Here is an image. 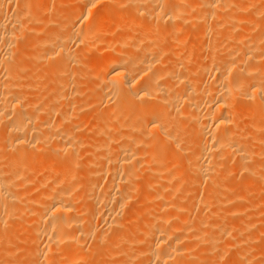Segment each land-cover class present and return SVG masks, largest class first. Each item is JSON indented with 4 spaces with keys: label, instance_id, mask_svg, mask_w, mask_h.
Segmentation results:
<instances>
[{
    "label": "bare ground",
    "instance_id": "6f19581e",
    "mask_svg": "<svg viewBox=\"0 0 264 264\" xmlns=\"http://www.w3.org/2000/svg\"><path fill=\"white\" fill-rule=\"evenodd\" d=\"M45 1L0 0V154L4 152V158L12 152L10 158L0 160L2 165L4 161L9 162H6L7 166H0V249L3 253L0 254L5 259L1 256L0 264H197V261V263L195 260L190 261V258L192 255H195L196 259L199 258L196 245L200 241H206V238L209 242L211 240V245H215L213 243L217 240L220 242L219 239L225 241L223 250L220 248L222 252L219 257H221L229 251L228 245L235 251L244 247L247 239L240 238L246 231L252 234L258 231L263 232L264 215L262 216L256 208L254 211L256 213H252L254 214L252 217L249 216V221L247 218V221L238 223L232 222V217H228L234 214L232 210L220 214L223 212L225 203L228 205L229 201L231 204V201L237 200V197L233 198V195L225 192L226 188L223 190L226 200L223 197L221 199L217 197L220 201L214 200L223 189L217 179L223 174L224 164L229 163L235 166L236 160L232 158L238 159L237 167L252 174L247 175L246 172L248 176L246 181L249 182L255 176H262L259 178L264 179V154L260 155L263 156L261 159L256 155V147H258L256 144L264 143V138L259 137L263 135L260 132L264 131V29L260 33L257 30L262 20L257 17L258 11L254 9L258 5H255L256 0H246V3L245 0H128L135 5L132 4L129 11L126 8L122 12H126L125 10L130 12L133 9L141 18H136L131 12L129 15L127 12L123 13L127 17L123 21L118 18L122 22V31L118 30L119 33L121 32L120 36L114 32V25L112 29L111 23L108 26L105 25L106 22L102 23V20L109 17L112 22L115 21L116 14L110 7L122 5L123 2L125 7L127 0L123 2L120 0H76L70 7V17L66 22L63 21L65 26H61L62 20L60 22L63 31L50 35L52 30L48 31L50 34L46 35L47 37L42 35L44 38L38 40L37 45L40 49L35 57L45 59L46 66L48 60L49 66L45 74L51 77L63 75L70 64L69 59L71 62L73 60L72 63L78 64L76 61L79 59L76 58L75 51L78 52L80 48L85 51L86 57L87 52L90 54L92 51L91 53L94 54L93 50L97 53L101 51L102 54L100 52L98 54L102 55L103 62L100 64L96 62L98 65L95 63V70H99L96 74L98 80L95 82L97 93L94 95L92 90L90 92L86 89L95 96L91 99L93 104L91 109L89 108L91 106H86L88 105L86 101L91 102V100L81 97L83 96L81 93L86 92L85 87L74 91L78 85L76 87L73 85L89 79V77L86 78L88 74H85L88 72L86 69L90 70V67L86 68L87 65H85L88 58H84L85 69L79 63L82 66H79L81 69L78 70L77 66L74 70L76 64H72L73 71L78 70L76 71L78 76L74 72L77 76H74L76 82L72 81L73 78L71 80L67 78L70 81L66 80L65 85V87L68 85L67 81L69 84L73 83L74 88L71 89L70 84L68 88H71L66 92L69 96L72 90L75 93L80 92V96H76L77 100L83 99L81 101L86 102L81 105L76 104L75 100V103L69 100L67 93H63L64 84L60 82V79L61 84L53 86L55 93L51 94L53 97L49 96L52 97L50 101L45 100L46 98L44 99L41 97L42 94L38 93L42 83L39 77L34 81L35 86H38L37 81H40L39 87H35L37 91L34 90V92L32 86L20 83L25 78L29 80L34 78L37 71L33 67L27 69V66L26 68L21 66V62L27 60L23 50L24 45L26 50L28 48L27 44H23L27 35H25L26 39L23 37V49L17 43L19 38L22 39L21 36H24L25 27L30 28L29 23L35 24L41 20L42 15L39 16L37 11L43 7ZM60 1V10L62 13L67 12L66 9L63 10L66 2ZM262 5H258V8L263 12ZM99 6H102V11L94 10ZM50 8L53 7L50 6ZM49 9L46 12L49 13ZM41 21L44 22L43 19ZM237 21L246 22L245 25H247L239 30L232 31L231 26L224 29L227 24L238 28ZM183 23L200 24L195 41H189V38L192 39L191 31H183L184 29H181L184 26ZM190 24L185 27L191 28ZM49 26L55 28L57 25ZM262 28L261 26L259 30ZM32 29L35 31L37 28L33 26ZM27 32L29 31L26 28V34ZM231 34L238 35L239 41L235 40L232 43L234 36L231 39L232 42L229 38L226 39V36ZM127 35L134 37L135 42L131 45L134 51L116 54L120 46L124 45L121 38ZM167 35L173 39L170 45L160 41L162 40L160 37L164 38ZM210 36L214 41L225 37L224 41L232 44L228 42L229 47L227 49L224 47L223 52H219L215 46L211 52L212 58L209 57L210 65L202 66L201 64L200 66L198 62L193 61L192 54L195 57L194 49L200 46L202 40ZM26 41L29 43L30 38L29 42L28 39ZM206 41L204 44L211 42ZM31 44L29 43L28 46ZM125 45L128 46V44ZM169 55L174 58L170 56L172 58V60L170 58L171 61L169 60L170 63L168 62L170 65L164 67L166 65L164 58ZM205 57H203L204 60ZM99 61L101 62L100 58ZM191 62L195 65V69L189 64ZM82 68L86 71L85 73ZM88 73L90 77L95 76ZM25 81L23 83H27ZM82 84L83 82L79 86ZM90 85L93 89L94 84L91 82ZM34 94L35 96L31 97ZM71 96L73 97V94ZM85 106L90 110L84 117L103 120L97 131L101 135L90 134L91 137L96 135L93 140L86 139L87 135L82 137L77 129L80 127L82 128L79 130L83 129L85 119L81 120L78 116L83 108L87 110ZM157 106L161 109L156 110ZM169 110L173 112V115L169 113ZM174 114L180 117L174 118ZM244 115H249V118L252 117L254 120H251L252 125L249 124L250 129L245 127L242 130L239 127ZM247 116L244 118L246 119ZM105 118L106 121H104ZM182 119L183 126H185V119L195 120L196 137L194 138L192 129V134L189 129L187 132L188 135L191 134L189 137L196 139V141L192 140V144L189 142L191 140L188 141L194 150L188 159L185 158L186 155L183 157L187 162L181 159L180 153L178 154L180 146L187 145L184 144L182 135L185 130L179 126ZM52 127L53 132L49 131ZM51 141L55 144L52 150L49 147V151L47 146L51 144ZM87 146L90 148L87 149L89 156L86 166L79 168L75 156L78 161L82 160L77 157V153ZM189 148L186 147L191 152L193 148ZM262 148H259L260 151ZM182 149L179 150L187 153ZM33 151L34 153L30 155ZM40 151L44 153H39ZM46 151H48L47 154ZM263 151L264 149L262 153ZM5 152H9V155ZM49 152L51 155L53 152V155L51 160H48L49 163L51 162L50 167L44 169L46 173L41 172L43 174L40 180L42 189L33 195L28 188L30 183L40 175L34 174L35 168L39 165L43 167L41 164L44 165L46 159L50 157ZM255 155L259 159H255ZM177 159L192 166L194 178L188 173V175L185 174L186 171L182 172L184 169L180 168L182 162L180 163ZM31 164H34L35 168L34 165L31 167ZM97 164L96 176H98L89 180L87 177L90 168ZM29 167L34 168L35 171ZM28 168L31 172H28ZM244 173L242 174L245 175ZM177 180H179L178 183H176ZM188 184L195 185L193 191L192 189L185 191ZM81 186H86V197L91 199L89 203L88 200L87 203L82 200L83 195L80 199ZM197 186V189H203L205 193L202 199V190H199L202 192L201 196L196 195L200 197L199 199L194 195ZM199 191L197 190L198 194ZM182 192L186 193L187 200L181 197L178 199L179 203L174 202L173 197L177 200L178 196H182ZM246 192L249 193L248 190ZM190 193L192 196H188ZM240 194L243 198L242 192ZM248 195L251 196L250 193ZM138 199L139 201L135 204L134 201ZM200 203L203 204L201 212L190 217L191 214H188L192 213V208L199 209L197 204ZM180 212L185 213L186 216L183 213L179 215ZM23 215L33 226L29 228L26 226L28 223L25 222L27 223H23L25 226L19 227H25L27 232L23 236L28 238L25 237L27 241L34 240L35 243L24 247V250L29 252L30 259L27 261L21 259V262L19 257L21 255H17L16 249L14 254L12 249L15 246L11 249L8 239L15 237L16 241L21 240L22 235L19 231H22V228H19V231L17 229L19 225L17 218H20L17 216L23 217ZM178 216L184 217L179 219ZM204 221L207 227L204 229H198V227L197 230L200 231L196 233L194 239L191 238L189 231L192 229L194 231L197 224ZM14 223H17V228ZM201 225L199 224L200 227ZM10 226L15 229H9ZM214 229L219 230L217 233L219 235L212 234L214 237L208 238L209 233ZM195 232L191 233L195 234ZM230 241L233 243H229ZM209 242L208 245H210ZM22 243L24 244L23 241ZM8 244H10L9 247H7ZM19 246L17 244L16 247ZM215 248L218 252L219 247ZM247 250L249 251V248ZM254 250L252 253L256 254L258 250ZM252 253H240L239 258L236 256L232 258L236 257L235 264H255L258 259L264 264V257L260 259ZM15 255L18 258L10 259V261L13 260L12 262L7 261L6 257L11 258ZM100 255H103L102 258ZM117 255H121L119 260H113L112 258ZM211 257L208 259H212ZM255 258L256 261H254Z\"/></svg>",
    "mask_w": 264,
    "mask_h": 264
},
{
    "label": "rangeland",
    "instance_id": "374dc122",
    "mask_svg": "<svg viewBox=\"0 0 264 264\" xmlns=\"http://www.w3.org/2000/svg\"><path fill=\"white\" fill-rule=\"evenodd\" d=\"M63 1H65L66 3H65V8L63 9V10H65L66 9V11L68 12V14H67V12H65V11H63V13H62V11L60 10L61 9V6H60V3H61V1L60 0H50V2H49V0L47 1H45L44 2V4H43V7L41 8V9H39L41 12H39V10L37 11L39 14V16H41V20L43 19L44 20V22L43 21H38V22H35V24L34 23H29L30 24V28L29 27H25V30H24V36H21L22 37V39L21 38H19V43H17V45L20 47V48H22L23 49V44H27V50H26V45H24L25 46V48L23 49L24 50V53H26V55L24 54V57L25 58H27V60H23L22 62H21V66H23L24 68H26V66H27V69L28 68H30V67H33L37 72V74H35V77L34 78H32V79H30L29 80V78L28 79H24V81L25 82H27V83H23L24 81L23 80H21L20 81V83H21V85H26V84H28L29 86H32V90H33V92H34V90H36L37 91V89L35 88V87H39V83H40V81H42V83H41V86L38 88V93H41L40 95H41V97H44V99L45 100H49L50 101V99L52 100V95H54V90H53V88L55 87L54 85H59V84H61L60 82H62V84H64V89H65V91H64V89H63V93L64 92H68V90H70L69 88H71V89H73L74 87H76L77 85V87L74 89V91L75 90H77V89H79L80 87H82V88H84L85 87V91H86V89L87 90H89L90 92H91V90L93 91V94L94 95H96V93H97V91H96V89H95V85H96V83L95 82H97L96 80H98V75H96V74H98L99 73V70L98 69H96L95 70V68H96V62H99V64L100 63H102L103 62V59H102V52L101 51H98V53L100 52L101 54H98L97 52H96V50H93V51H95L94 52V54L93 53H91L92 51H90V54L87 52L86 53V55H87V57L86 56H84V52L85 51H83V49L82 48H80L79 49V51L77 52V51H75V56H76V58H78L79 60L78 61H76V62H78V64L77 63H75L76 64V66L74 65V67H73V65L72 64H74V63H72L73 62V60H72V62L70 61V59H69V65H70V68H69V65L67 66L68 68H66V72H64V74L63 75H61V76H58V75H55V76H51V77H48L47 76V74H45V72H46V69L48 68V66H49V63H48V60L46 61V63L48 64L47 66L44 64L45 63V59H36V53L38 52V50L40 49V47L37 45V43H38V40L39 39H41V38H44V37H47L49 34H50V32L52 31V33L50 34V35H52V34H54V33H56V32H62L63 31V29L60 27V22H61V20H62V22L63 21H67L68 19L67 18H69L70 17V15H71V5L76 1V0H63ZM120 1H124V0H120ZM128 1V0H127ZM203 1V0H202ZM236 1H240V0H236ZM255 1V0H254ZM260 1V2H259ZM261 1L262 0H256V2H255V5H262L263 4V1H262V3H261ZM49 2V3H48ZM121 2V3H122ZM126 2V1H125ZM130 1H128V2H126L125 4V7L123 6L124 4V2L122 3V5H119V6H114V7H110V9H112L113 11H114V13L116 14V18H115V21H113L112 22V20L109 18V17H107V18H105V20L103 19L102 20V23H105V25H108V26H110V23H111V27L110 28H112L113 29V27H112V25H114V32L117 34V36H120L121 35V32L119 33L118 32V30L120 29V31H122L121 30V20L123 21L124 19H125V17H127V15H129L130 14V12H131V14H133L136 18H141V17H139V15L138 14H135V12H134V10L133 9H131V11L130 12H127V10L129 11L130 10V8L133 6L132 4H134L135 5V3H132L131 4V2L129 3ZM247 1L245 0V3H246ZM51 3V4H50ZM53 3V4H52ZM50 4V5H49ZM45 5V6H44ZM60 6V8H59V6ZM255 5H253V7L255 6ZM258 5L256 6V8L254 7V9L256 10V11H258L257 13H258V15H257V17H259L262 21H261V23H260V25L263 27L262 29H260L259 30V28L261 27L260 25V27L257 29L258 30V32L260 33L263 29H264V23H263V20H264V7H263V12H262V10L260 9V8H258ZM49 6V7H48ZM50 6L51 7H53L52 9L50 8ZM122 8H121V7ZM127 6V7H126ZM262 6H264V5H262ZM262 6H261V8H262ZM52 10V12L50 11V9ZM113 8H118V9H116V10H114ZM127 8V10H125L126 12H127V15L125 14V15H123V13H126V12H122V11H124V9H126ZM47 9H49V13L48 12H46V11H48ZM120 9V11L122 12H120V11H118ZM54 10V11H53ZM94 10H100V11H102L103 9H102V6L100 7H97L96 9L94 8ZM261 10V11H260ZM119 13H118V12ZM117 12V13H116ZM261 12V13H260ZM41 13H43V14H41ZM66 13V14H65ZM47 14V15H46ZM51 14V15H50ZM61 14V15H60ZM62 14H64V15H62ZM44 15L46 16V17H44ZM48 15H50L49 17H48ZM120 15H122V16H120ZM260 15V16H259ZM58 16H59V18H58ZM261 16H262V18H261ZM52 17V18H51ZM53 17L55 18V19H53ZM58 19H57V18ZM61 17H64L63 19H61ZM121 19L120 21H119V19ZM46 19H48V20H46ZM256 19H258V18H256ZM60 20V21H59ZM109 20V21H108ZM54 21H55V23L56 22H58L59 23V26H58V23L57 24H55L54 23ZM39 22H41V24L39 23ZM52 22V23H51ZM39 23V24H38ZM47 23V24H46ZM109 23V24H108ZM150 23V22H149ZM237 24H238V28H236L235 26H233V25H230V24H227V25H225L224 27V29H226V27H228V26H231L230 27V29H232V31H233V29L234 30H239V29H241V28H244L246 25H245V23L246 22H236ZM32 24V25H31ZM34 24V25H33ZM63 24H65L64 22L61 24V26H63ZM120 24V25H119ZM188 23H183V25L184 26H182V24H180L181 26V29L183 30V31H191L190 33V35H192V36H190V37H192V39H190L189 38V41L190 42H193V41H195V36H196V31L198 30V28H199V25L200 24H190V26L192 25V27L191 28H189L188 27V29H187V27H185V26H189V24L187 25ZM244 24V25H243ZM28 25V24H27ZM26 25V26H27ZM39 27H38V26ZM49 25H57V26H55V28H54V26H52L51 28H50V26ZM236 25V24H235ZM240 25V26H239ZM36 27L37 29H39V30H37V29H35V31H32L33 29H32V27ZM43 26V27H42ZM49 26V27H48ZM65 26V25H64ZM63 26V27H64ZM108 26H106V27H108ZM119 26H120V28H119ZM46 27H48V28H46ZM149 27H152V26H149ZM170 27V26H169ZM240 27V28H239ZM26 28H27V31H29L30 32V35L32 36H28V33L29 32H27V34H26ZM41 28V29H40ZM54 28V29H53ZM105 28V27H104ZM168 28V27H167ZM185 28H186V30H185ZM193 28L195 29V30H193ZM197 28V29H196ZM46 31V32H44V30ZM49 29V30H48ZM56 29V30H55ZM191 29V30H190ZM222 29H223V27H222ZM37 30V31H36ZM58 30V31H57ZM257 30H255V31H257ZM39 31H41V33L39 32ZM43 31V32H42ZM48 31H50V32H48ZM39 32V33H38ZM47 32H48V34H47ZM32 33H34L33 35H32ZM37 34H40V35H37ZM108 34V33H107ZM25 35H27L26 37H27V39H28V42H29V38H30V42L29 43H32L30 46H28V44L29 43H27V39H26V37H25ZM44 37H43V36ZM47 35V36H46ZM236 34H231V35H229V36H226V39L227 38H229V41L230 42H232V37H233V42L232 43H234V41L235 40H237V42L239 41V38H237V36L238 35H236ZM38 36V37H37ZM40 36V37H39ZM105 36H107V35H105ZM109 36V35H108ZM26 39L25 40V42H23L24 41V38ZM239 37V36H238ZM129 38V39H128ZM162 38V40H160ZM164 38H166L165 40H164ZM160 37V39H156V40H160V41H162L163 43L164 42H166L165 43V45L167 44V45H170L172 42H173V39H172V37L171 36H169V35H167L166 37ZM209 38V37H208ZM208 38H206V39H204V40H202V42H201V44H200V46L199 47H196V49H194V51H193V53H194V55H195V57L193 56V54H192V57H193V61L195 60L196 62H198L197 64H200V66H201V64H202V66H209L210 65V62H211V58H212V54H211V52H212V49L216 46V48L218 49V51L219 52H223L224 51V47H225V49H227L228 47H229V41H226L227 43H228V46H227V43L224 41L225 40V37H223V38H221L220 40H217V41H214V39H213V37H211L210 36V38L208 39ZM235 38V39H234ZM21 39V40H20ZM126 39L128 40V41H126ZM208 41V42H210V43H206V44H204L205 43V41ZM210 40V41H209ZM121 41H122V44H124L122 47L120 46V50H118V52H115L116 54H119V52H121V54H123V52L124 53H130V52H132V51H134L133 50V48H131V45L135 42V40H134V37L132 36V35H127V37H123V38H121ZM206 41V42H207ZM213 41V42H212ZM224 41V42H223ZM22 42H23V44H22ZM232 43H230V45L232 44ZM125 44H128V46L127 45H125ZM210 44V45H209ZM226 44V45H225ZM204 45H205V47H204ZM213 45V46H212ZM22 46V47H21ZM126 46V47H125ZM203 47V48H202ZM207 47H209V48H207ZM219 47V48H218ZM33 48H35V49H33ZM124 50H122V49ZM208 49H209V51H208ZM78 50V49H77ZM82 50V52H80ZM127 51V52H126ZM202 52H203V54H202ZM30 53V54H29ZM77 53V54H76ZM82 53H83V56H82ZM195 53H197V54H195ZM200 53H201V55H200ZM205 54V55H204ZM94 55H95V57L97 56H99L97 59L94 57ZM197 55H199L200 57H198ZM204 55V56H203ZM208 56V57H205V56ZM34 56V57H33ZM172 57V55H169V56H166L167 57V59H166V57L164 58V62H165V64L167 65H164V67H168L170 64V61L172 60V58H174V56ZM80 57V58H79ZM83 57V60H81V58ZM94 57V58H93ZM203 57H205V60H206V58L208 59V60H206V62H204L205 60L203 59ZM209 57H211V58H209ZM29 58V59H28ZM84 58H88V59H86L88 62H86L87 64H85V61L86 60H84ZM99 58H100V60H101V62L99 61ZM170 58H171V60H170ZM196 58H198V59H200V61H198ZM98 60V61H97ZM170 60V61H169ZM204 60V61H203ZM27 61V62H26ZM29 61H31V62H29ZM32 61H34V64H32ZM37 61V62H36ZM83 61H84V63H83ZM203 61V62H202ZM169 62V63H168ZM208 62V63H207ZM30 63V64H29ZM39 63V64H38ZM79 63H81L82 64V66H83V68H84V64L85 65H87L86 66V68L89 66L90 68V70H87L86 69V71H88V72H90L91 73V75H95L94 77L92 76V77H90V75H89V73L87 72V73H85L86 71L82 68V70L84 71V73L85 74H88V76H86V78L87 77H89V79L87 78V79H85L86 81H81L80 83H82L83 82V86L82 85H80L79 86V84L80 83H70L71 85L73 84L74 85V87H73V85L71 86V87H69L68 88V86H70V84H69V82L67 81V88L65 87V85H66V80H71L72 78L74 79V76H75V74H77L78 72H76V71H78V70H80L81 68L79 67V66H81V64L79 65ZM94 63V64H93ZM96 63V64H95ZM169 64V65H168ZM189 64H191V66H193V68H194V64L191 62V63H189ZM204 64V65H203ZM208 64V65H207ZM98 65V64H97ZM79 67V69L78 70H76V71H73V68H74V70L76 69V67ZM81 66V67H82ZM189 66V65H188ZM197 66V65H196ZM100 68V67H99ZM197 68V67H196ZM38 69H39V71H38ZM73 71V73H72V71ZM195 69V68H194ZM40 70H41V72H40ZM43 70V71H42ZM68 70V71H67ZM82 71V72H83ZM38 72H40V73H38ZM70 72V73H69ZM74 72H76L75 74H74ZM81 72V71H80ZM79 72V73H80ZM40 76H39V75ZM70 74V75H69ZM72 74V75H71ZM74 74V75H73ZM68 75H69V77H68ZM65 78H64V77ZM77 76H78V74H77ZM77 76H75V77H77ZM38 77H39V79H40V81H37V85L38 86H35L36 85V83H34V81H36V79H38ZM45 78H46V80H45ZM67 78H69V79H67ZM85 78V77H84ZM83 78V79H84ZM61 81H60V80ZM76 79V78H75ZM75 79L74 80H72V81H74V82H76L75 81ZM33 80V81H32ZM52 80V81H51ZM53 80H54V82H53ZM69 80V81H70ZM87 80H88V82H87ZM93 80H94V82H93ZM173 80V79H172ZM23 81V82H22ZM30 83H29V82ZM48 81H50V82H48ZM60 81V82H59ZM78 81H80V80H78ZM167 81H169V79H167ZM170 81H171V79H170ZM52 82V83H51ZM91 82H92V84H94V85H92L93 86V89H92V87H91ZM172 82H174V80L172 81ZM34 83V84H33ZM85 83V84H84ZM76 84V85H75ZM34 86V87H33ZM54 86V87H53ZM44 87V88H43ZM51 87V88H50ZM89 87H91V89L89 88ZM41 88H42V90H41ZM81 88V89H82ZM44 89V90H43ZM68 89V90H67ZM47 90L49 91V92H47ZM84 90V89H83ZM52 91V92H51ZM73 90L72 91H70L69 93H70V96L68 95V93L66 94V93H64V94H66L67 95V97L69 96V100H71V101H73L74 102V100H75V102L77 101V103L76 104H78V105H81V103H88V105H86V106H91V107H89L90 109L92 108V106H93V104H92V100L91 99H94L95 98V96H93L90 92H88V91H86V92H84V93H81L83 96H81V97H83V99H85V98H87L88 100H91V102H89V101H81V100H83V99H79V100H77L78 98L77 97H79L80 96V92L79 93H75ZM82 91V90H81ZM95 91V92H94ZM45 94H44V93ZM71 92H73V93H71ZM50 93V94H49ZM91 95H90V94ZM35 94H36V92H35ZM35 94L34 95H31V97H33V96H35ZM52 94V95H51ZM63 94V95H64ZM71 94H73V97H75L74 99H73V97L71 96ZM76 94H79V95H76ZM39 95V94H38ZM46 95V96H45ZM52 96V97H49V96ZM65 96V95H64ZM77 96V97H76ZM92 98H91V97ZM80 97V98H81ZM47 98H49V99H47ZM72 98V99H71ZM78 101H79V103H78ZM74 102V103H75ZM92 104V105H90V104ZM84 106V105H83ZM85 106V107H86ZM63 107V106H62ZM87 108V110L85 109V108H83L82 109V111H81V113L79 114V119H81V120H84L85 119V121H83L84 122V126H86V123H87V128L86 127H84L83 126V129H85V130H79L80 128H82V127H80V128H77L78 129V131L80 132V134H81V136L82 137H86V135H87V137H86V139H91V140H93L95 137H96V135H98V136H100L98 133H97V131H98V129H99V126L101 125V122H103V120H99V119H96V120H94V119H89L88 117H84V115L88 112V110H90L88 107H86ZM163 108V107H162ZM85 109V110H84ZM155 109L156 110H160L161 108L160 107H158L157 106V108L155 107ZM155 109H153V110H155ZM83 113V114H82ZM169 113H173L172 111H170L169 110ZM173 115V114H172ZM175 115L176 114H174V118H178V117H180V116H177L176 115V117H175ZM245 116H247V115H244L243 117H242V119H241V121H240V124H239V127L243 130V129H245V127L247 128V129H250L249 128V124L250 125H252V121H254L253 119H252V117L251 118H249L250 116L248 115L247 116V118L245 119L244 117ZM245 119V121H244V119ZM249 118V119H248ZM93 120V121H92ZM99 120V121H98ZM107 119L105 118V120L104 121H106ZM177 119H175V121H176ZM186 120V121H185ZM184 120V123H185V126H183L184 124H183V119L181 120L182 122L180 123V125L179 126H181V128H182V130H185V132H182V135L184 136L183 138H184V140L187 142V143H185V141H184V144H187V145H181L180 146V148L179 149H182V147H184L183 149H182V151H185V152H187V153H184V152H181L179 149H178V154L180 153L181 155H183V156H181L180 154H179V156L180 157H182L181 159H184L185 161H186V159L185 158H189V156H190V154H192L193 152H192V150H194V148H193V146L192 147H190V144H188L189 142L192 144V140H194V138L196 137L195 135H196V129H195V120L194 119H185ZM188 120V121H187ZM192 120V121H191ZM252 120V121H251ZM92 121V122H91ZM178 121V120H177ZM191 121V123H189ZM246 121H249L248 123L246 122ZM180 122V121H179ZM179 122L177 123V124H179ZM186 122H187V124H186ZM82 123V122H81ZM89 123V124H88ZM98 123V124H97ZM244 125V126H243ZM1 126V125H0ZM97 126V127H96ZM185 127V128H183V127ZM251 127V126H250ZM187 128V129H186ZM54 130V128L52 127L51 129H49V131H51V130ZM60 129V128H59ZM58 129V130H59ZM188 129L190 130L189 132L191 133V129L193 130L192 131V133L194 132V138L193 137H189L191 134L189 133V135H188ZM53 130H52V132H53ZM78 131H76V133L78 132ZM82 131V132H81ZM87 131H89V132H87ZM83 132H85V133H83ZM263 133H261L260 132V134L262 135H264V131H262ZM91 133H95L96 135H94V137H91ZM79 134V135H80ZM259 134V135H260ZM93 135V134H92ZM259 136L260 138H264V136ZM90 136V137H89ZM98 136H97V138H98ZM182 137V136H181ZM96 138V139H97ZM190 138H192V139H190ZM189 140H191V141H189ZM189 141V142H188ZM194 141H196V139L194 140ZM51 144L50 145H48L47 146V148L49 149V147L51 148V150L54 148V142L53 141H51L50 142ZM183 143V142H182ZM258 147H256L257 148V154L256 155H258L259 157H260V159L263 157V156H260V155H263L264 153H262V149H264V143L263 144H261V145H259L258 143L256 144ZM188 146V148L189 149H191V148H193V149H191V152L188 150V149H186V147ZM53 147V148H52ZM171 147V146H170ZM263 147V148H262ZM88 148H90V146H87V147H85V148H83L81 151H80V153L78 152L77 153V157H79V159H82V160H80V161H78L77 159H76V156L75 155H73V156H75V160H76V162H77V164H78V167L79 168H82V167H85L86 165V162H87V160H88V156H89V154H88V152H87V149ZM259 148H262L261 149V151H260V149ZM176 149V148H175ZM86 150V151H85ZM49 151H50V149H49ZM177 151V150H176ZM176 151H175V153H176ZM44 152H45V150H44ZM44 152H39V153H44ZM171 152H174V150H171ZM190 152V153H189ZM264 152V151H263ZM3 153L4 152H2L1 154H0V160H2L3 161V159L5 158V159H8V157L10 158V156H12V152L10 153V155H9V152H5L7 155H9L7 158L6 157H4L3 158ZM34 153V151L32 152V153H30V155H32ZM35 153H38V152H35ZM48 153V151H46V154ZM55 153V152H54ZM189 153V154H188ZM259 153V154H258ZM49 154H50V157L48 158V159H46V164L44 163V165L43 164H41L43 167H40V165H39V167H37V168H35V165H34V168L36 169V173H34L35 175H38V174H40V175H38L37 176V179L36 180H34L32 183H30V188H28V186H27V188H28V190L29 191H32V192H30L31 194H35V193H38V192H40L41 191V189H42V185H40V180H41V178H42V176H43V171H44V169H46V168H49L50 166V164H51V162L49 163V161L48 160H51V156L53 155V152H52V155H51V153L49 152ZM56 154V153H55ZM78 154H80V156H78ZM174 154V153H173ZM177 154V155H178ZM84 157H83V156ZM186 155V156H185ZM254 156V158L255 159H259V157L258 156ZM179 156H176V157H179ZM185 156V158H183ZM236 158V157H235ZM235 158H232V159H234V160H236V162H235V166H236V163H237V158L235 159ZM180 159V158H179ZM10 160V159H9ZM178 160V159H177ZM1 161V162H2ZM179 162H180V160H178ZM185 161H183V160H181V165H180V163H179V165H180V168L182 169V168H184L183 170H182V172L183 171H186L185 172V174H189V176H191L192 178H194V172H193V168H192V166H189L188 164H185ZM1 162H0V164H1ZM5 162V163H4ZM3 162V165L4 166H7V164H6V162L7 163H9L8 162V160L7 161H4ZM82 162V163H81ZM97 162H98V160H97ZM187 162V161H186ZM230 162V161H229ZM231 163H233L232 162V160H231ZM2 164L0 165L1 167L3 166ZM32 165V164H31ZM30 165V166H31ZM33 165L31 166V167H33ZM46 165H48V166H46ZM83 165V166H82ZM186 165H188L187 166V168H186ZM185 166V167H184ZM225 166V167H224ZM224 170H223V176L221 175V177H223V178H221V177H219L218 179H217V182L219 183V184H221V186L223 187V189L218 193V196H216V199L214 198V200H215V202L217 201V200H219V199H221L222 197L223 198H225V194H224V192H223V190L226 188V193L227 194H231V195H233V198L234 197H237V200H235V201H231V204H229V202H228V205L226 204H224L223 205V212H221L220 214H224V213H228V212H230V210H232V212L234 213H232L233 215H229L228 217H232V222H234V223H238V222H240V221H247V218H248V221H249V219H250V217H252L256 212H254V211H256V209L258 210V212L263 216L264 214V179H261V178H259V177H262V176H259V177H257V176H255V177H253V178H251L252 180H250L249 182L248 181H246V179L248 180V178H246V177H248V176H246V172L247 171H243V169H241V168H239V167H237V166H239V164H237V166H236V168H235V166H234V164H232V165H229V163H225L224 164ZM228 166H230V167H228ZM31 167H29L30 169H34V168H31ZM97 167H98V164L97 165H92L91 166V168H90V173L88 174V179L89 180H93V179H95V178H97V176H96V173H98V170H97ZM155 167H160V166H158V165H155ZM29 168H28V172L30 171L29 170ZM162 168V167H161ZM35 169H34V171H35ZM180 169V170H181ZM235 169V170H234ZM258 169H260V168H258ZM39 170V171H38ZM239 170H241L240 172H238ZM47 171V170H46ZM243 171V172H242ZM31 172V171H30ZM42 172V173H41ZM45 172V171H44ZM244 173L245 175H243L242 173ZM46 173V172H45ZM225 173H227V174H225ZM239 173V174H238ZM248 174L247 175H249L250 173L249 172H247ZM41 174H42V176H41ZM91 174V175H90ZM93 174V175H92ZM187 174V175H188ZM242 174V175H241ZM144 175H145V173H144ZM250 175H252V174H250ZM142 176V175H141ZM239 176V177H238ZM142 177H144V176H142ZM36 178V177H35ZM250 178V177H249ZM264 178V177H263ZM243 179V180H242ZM38 183H37V182ZM179 182V180H177V182L176 183H178ZM37 183V184H36ZM223 183V184H222ZM229 183V184H228ZM32 184V185H31ZM34 184V185H33ZM248 185V186H247ZM40 186H41V188H40ZM194 186V187H193ZM231 187V188H228V187ZM39 187V188H38ZM37 189V190H35V189ZM193 188H195V185L193 184V185H191V184H188V186H186V188H185V191H187L188 192V190H190V189H192V191H193ZM198 188V186L196 187V189H195V196L196 195H199V196H201L202 195V192H203V195H202V197H201V199L202 198H204V195H205V193H204V191H203V189H197ZM229 189V191H230V193H229V191H228V189ZM250 188V189H249ZM80 192H79V190L77 191V192H79V196H80V199H81V196H82V200L84 201V202H86L87 203V200H88V203L90 202V200L91 199H89L88 197H86V186H81L80 187ZM249 191V193L251 194V196H249V198H248V196H247V194H249V193H247L246 191L247 190ZM197 190L199 191V190H202V192L201 191H199V194H198V192H197ZM197 192V193H196ZM201 192V193H200ZM233 192V193H232ZM242 192V195H244L243 196V198H242V196H241V193ZM185 192H182V196H178V198H177V200H175L176 198H174L173 197V200H174V202H177V203H179V200L178 199H180L181 197L182 198H184L185 196H186V193L184 194ZM237 194V195H236ZM181 195V194H180ZM192 196V193H190L188 196ZM230 195V196H231ZM229 196V195H228ZM197 197V196H196ZM219 199H218V198ZM238 197H240V198H238ZM247 197V198H246ZM200 197H197V199H199ZM227 198V197H226ZM226 198H225V200H226ZM229 198V197H228ZM231 198H232V196H231ZM230 198V199H231ZM232 198V199H233ZM185 200H187L186 199V197L184 198ZM231 199V200H232ZM236 199V198H235ZM182 200V199H181ZM224 199H222V201H223ZM234 200V199H233ZM139 201V199L137 200V201H134L135 202V204L137 203ZM184 201V200H183ZM220 201V200H219ZM218 201V202H219ZM133 202V203H134ZM197 206H199L200 208L198 209V208H195V207H193V208H195V210L193 211V208H192V213H189L188 215H190L191 214V216L190 217H193V216H196V215H198L200 212H201V210L203 209V204L202 203H200L199 205L197 204ZM213 206V205H212ZM202 207V208H201ZM225 207V208H224ZM214 208V207H213ZM212 208V209H213ZM230 208H232V209H230ZM238 208V209H237ZM239 208H240V210H239ZM256 208V209H255ZM225 209H227V210H225ZM236 210H237V212H236ZM263 210V211H262ZM241 211V212H240ZM196 212V213H195ZM197 212H198V214H197ZM236 212V213H235ZM257 212V213H258ZM182 213L183 212H180L179 213V215H182ZM252 213H254V214H252ZM185 213H183V215H184ZM194 214V215H193ZM259 214V215H260ZM193 215V216H192ZM22 216V215H21ZM21 216H17V217H20V218H17V219H19V225H18V228L16 227V225H17V223L14 225L17 229H18V231H19V228L21 229L22 228V231H19V232H21V235H22V237H20V239L24 242V244L22 243V241L21 240H19V239H17V241L15 240L16 238L15 237H11L10 239H8L9 240V242L11 243V246H10V244H8V246L7 247H9L10 246V248L11 247H13V246H15V248H11L12 250H14V249H16L17 250V255L19 256V255H21V256H19L20 257V260L21 259H24V261H27L28 259H30V254H28L29 252L25 249L24 250V247L25 246H27L28 244H34L35 243V241L34 240H26V238L23 236V234L25 235V233L27 232H25V227H19V226H25L24 224H27L28 223V225H26V226H29V228H31V226H33L31 223L29 224V222H27L26 221V216L25 215H23V217H21ZM184 216H186V214L184 215ZM184 216H178L179 217V219H181L180 217H184ZM250 216V217H249ZM264 217V216H263ZM22 219V220H21ZM178 219V220H179ZM175 220H177V219H175ZM177 220V221H178ZM20 221H23V222H20ZM17 222H18V220H17ZM25 222H27V223H25ZM20 223H22V224H20ZM24 223V224H23ZM205 225H204V224ZM199 224H202L201 226L202 227H200L199 226ZM198 226L196 227V229L193 231V229L192 230H190L189 231V234H190V236H191V238H195V236L197 235L196 233H198V231H200V230H197V228L198 229H204V228H206L207 227V225H206V221H204V222H201V223H198L197 224ZM205 226V227H204ZM15 227H13V226H10V228L9 229H11V230H13V228L15 229ZM255 228H253V230H254ZM24 230V231H23ZM27 230V229H26ZM197 230V232H195ZM193 232H195V234H192ZM215 232V233H214ZM217 233H219V230H213L212 232H210L209 234V236H208V238H212V237H214L212 234H214L215 236H217V235H219V234H217ZM217 234V235H216ZM246 238H245V237ZM244 236H241V238L240 239H247V243H245V245H244V247L243 248H239V249H236V251H235V249H233L232 247H230L229 245H228V250L229 251H227L226 252V254L225 255H223V256H221V257H219L220 256V253L222 252V250H223V246H224V243L223 242H225L223 239H219L220 240V242L217 240V241H215V243H213V244H215V245H211V240H210V242H209V239H208V241H207V238H206V241H200V242H198V244L196 245V248H197V251H196V253H199V258L198 259H200V258H202L203 260H198V259H196L197 257H195V255H192V257L190 258V261H194L195 260V262L197 263V264H235V262H234V259L237 257V258H239V256H241V254H245V253H249V254H251L253 251L252 250H254L255 248V250L254 251H257L256 252V254H259L260 256H258V255H256V254H253L252 253V255H255V256H257V257H259L260 259H263V257H264V231L262 232H260V231H258L257 233H255V234H252V233H249V231H246L245 232V234H244ZM24 237V239H22ZM28 239V238H27ZM7 240V241H8ZM27 241L26 243H25V241ZM223 240V241H222ZM14 241V242H13ZM21 243H20V242ZM16 242H19V243H16ZM208 242H209V244L210 245H208ZM16 243V244H15ZM223 243V244H222ZM229 243H233V241L231 242H229ZM15 244V245H14ZM17 244H18V246L19 247H16L17 246ZM23 244V245H22ZM126 245V244H125ZM212 246H213V248L215 249V251H214V249L212 248ZM222 246V247H221ZM260 246V247H259ZM209 247V248H208ZM211 247V248H210ZM215 247H219V249H220V251H219V249H218V252H216V249L217 248H215ZM9 248V249H10ZM201 248H203V249H201ZM233 250L232 252H231V249ZM249 248V251L247 250ZM199 249H201V250H199ZM16 250H14V254L16 253ZM24 250V251H23ZM205 250V251H204ZM212 250V251H211ZM239 250V251H238ZM19 251V252H18ZM23 251V252H22ZM110 251V250H109ZM212 252L211 254H212V257H211V254L210 253H208V252ZM214 251V252H213ZM238 251V252H237ZM243 253H242V252ZM248 251V252H247ZM111 252V251H110ZM216 252V254L218 253V255H216V254H214ZM0 253H2V251H1V249H0ZM205 253V254H204ZM241 253V254H240ZM3 254V253H2ZM2 254H0V257L2 256ZM214 254V255H213ZM232 254V255H231ZM208 255V257H206ZM102 256L103 255H100V257L102 258ZM213 256H214V258H213ZM234 256H236L235 258H232V257H234ZM3 257V259H4V256H2ZM13 257V258H12ZM11 258H8V257H6L8 260L7 261H10V259H14V257L15 258H18V257H16V255L15 256H12ZM23 257V258H22ZM121 257V255H117V256H114L112 259L113 260H119V258ZM209 257H211L212 259H208ZM256 257V258H257ZM104 258H105V256H104ZM118 258V259H117ZM256 258H255V260L254 261H256ZM192 259V260H191ZM5 260V259H4ZM16 260V259H15ZM13 261V260H12ZM12 261H10V262H12ZM17 261V260H16ZM19 261V260H18ZM23 261V262H24ZM199 261H201V262H199ZM203 261V262H202ZM257 261H259V259L257 260ZM255 262V264H260V262H261V260L259 261V262ZM21 262H22V260H21ZM261 264H263L262 262H261Z\"/></svg>",
    "mask_w": 264,
    "mask_h": 264
}]
</instances>
